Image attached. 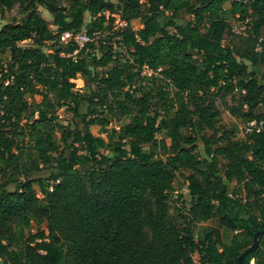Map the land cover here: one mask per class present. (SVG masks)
<instances>
[{
  "label": "trees",
  "instance_id": "1",
  "mask_svg": "<svg viewBox=\"0 0 264 264\" xmlns=\"http://www.w3.org/2000/svg\"><path fill=\"white\" fill-rule=\"evenodd\" d=\"M65 1L0 0L3 11L19 6L0 29V264H238L264 229V0ZM227 2L249 25L251 48L223 45L236 33L223 16ZM86 11L90 34L121 11L124 53H114L111 34L82 47L60 42L64 31H81ZM26 40L33 45L21 46ZM159 69L173 98L147 84V71ZM234 92L230 113L261 129L243 139L231 131L199 158L197 134L215 130L216 99ZM35 94L41 102L30 103ZM60 107L72 114L63 129ZM115 117L129 122L111 128ZM221 158L226 179L241 186L220 179ZM47 166V176L35 175ZM178 171L194 202L176 219L169 200ZM198 220L215 223L203 240ZM222 228L235 232L229 243ZM243 262L264 264V235Z\"/></svg>",
  "mask_w": 264,
  "mask_h": 264
},
{
  "label": "rangeland",
  "instance_id": "2",
  "mask_svg": "<svg viewBox=\"0 0 264 264\" xmlns=\"http://www.w3.org/2000/svg\"><path fill=\"white\" fill-rule=\"evenodd\" d=\"M110 1L114 2L115 4H118L120 2V0H110ZM61 4L66 5V1L61 0ZM224 8L225 9L223 12V16L226 19L231 21L236 33L233 35L230 41L229 40L223 41V45L230 43L232 45L239 47L240 49L251 48L253 46V43L245 40L248 38V35H249L247 31V30H250L249 25L247 26L246 23L238 20L237 18L238 16L234 17L232 15L231 2H227ZM39 10L44 16V18H46L49 22H51L52 17L50 13L48 12L47 8L44 5H40ZM18 12H19L18 5H15L9 11L8 10L3 11V9L0 8V29L6 23L7 19L17 15ZM84 18H85V25L82 27L81 31H87L89 26L91 25L90 24V21L92 19L91 13L89 11H86L84 13ZM182 18L184 20H190L191 16L189 14H182ZM107 25H108V22H105V26ZM98 30L99 29H97L96 31ZM108 31H109L108 28L103 30L104 35L102 38H105L107 36V34L109 33ZM263 32H264V29H263ZM20 45L30 46V45H33V41L26 40V41H23ZM42 48L47 51L54 49L52 46H48V45H44V46L42 45ZM8 54L5 56L6 58L9 56ZM196 57L199 58V55H196ZM238 59L241 62H245L248 64L250 63V61L247 60L246 58L238 56ZM144 74L145 73L141 74V77L144 76ZM146 81H147V84L150 85V87H154V89L156 90L160 87L164 88V90L169 93L168 95L169 98H173L175 96L176 89L171 85V81L165 75L163 69H159L156 72H152V73L147 72ZM26 98L30 103H33V102L39 103L42 100V95L40 94L28 95L26 96ZM238 99H239V92H234L232 94H229L226 97L225 101L222 100L221 98L216 99L217 107L221 111L220 120L217 126L215 127V130L214 129H204V130H200L199 134H197L198 142H197L196 152L199 158L201 159L204 158V156L206 155V149L208 147L210 146L216 147L220 144H224L225 136L229 134V132L231 131H234L233 139L246 138L252 132V131L247 132V129H246L247 123L245 120L237 118L236 116L232 115L229 111V107L232 106L233 104H237ZM154 108L157 111L162 112V113L164 111L162 109L163 107L161 106H154ZM263 109L264 108H261L259 110L257 109V112ZM57 114L59 116V122L63 125L62 129L67 128L72 124V114L67 112L66 107L57 108ZM110 120L111 122H110L109 127L111 128L114 127L117 129H119L123 124L129 122V119L127 117H115V118H111ZM90 129L93 133H97L100 129V125H92ZM184 132L186 134H190L191 130L186 129ZM208 139L211 140L210 143H207ZM27 140H28L27 138L24 140L25 144H27ZM226 163L227 161L225 159H222V158L220 159V162H219L220 171L218 173V176L227 185L228 189L232 190L234 186L236 185L241 186V184H237L235 181L230 182L228 181V179H226L225 174H224V167ZM0 165L1 166L6 165L4 160L1 158V156H0ZM40 166L42 167L43 164L41 163ZM50 170H51V167L47 166V167H44L42 171L35 173V175L47 176ZM185 174H186L185 171L176 172V176L172 184V192L170 194V200H169L170 213L176 219L188 216V210L194 202L193 197L189 192L188 181L185 178ZM34 187L38 191L39 196L43 197L42 193L39 190V185L36 184ZM180 195H182L181 198H180ZM240 196L242 197L247 196V191L244 188L240 191ZM214 225L215 223L212 222L211 220L195 221L193 227H194L196 239L203 240L206 235L207 230ZM35 231L36 229L31 228L32 233ZM221 232L223 235V239L226 243H229L231 238L235 234V232H233L232 230L226 229V228H222ZM194 258L196 261L199 259L197 254H194Z\"/></svg>",
  "mask_w": 264,
  "mask_h": 264
},
{
  "label": "built area",
  "instance_id": "3",
  "mask_svg": "<svg viewBox=\"0 0 264 264\" xmlns=\"http://www.w3.org/2000/svg\"><path fill=\"white\" fill-rule=\"evenodd\" d=\"M106 16L107 17L109 16V12H106ZM112 16L114 20L112 23L108 21V26H110V28L108 27L109 29L108 34L112 35L114 53L116 54L117 50L124 53L126 50L122 45L121 33L128 26V22L125 18L122 17L121 11L114 13ZM103 35H104L103 30L95 31L93 32V34L88 33V31H79V32L64 31L60 36V42L66 44L70 41H75L80 47H82L89 42L97 43L103 37ZM256 49L260 50L261 49L260 45H258ZM76 52L77 50L75 51V53ZM62 55L65 56V53H62ZM147 72L152 73L153 71L149 70ZM261 125L262 123L258 125L256 120H251L246 125L247 132L254 131V129H257V131H259L261 129Z\"/></svg>",
  "mask_w": 264,
  "mask_h": 264
},
{
  "label": "water",
  "instance_id": "4",
  "mask_svg": "<svg viewBox=\"0 0 264 264\" xmlns=\"http://www.w3.org/2000/svg\"><path fill=\"white\" fill-rule=\"evenodd\" d=\"M263 235H264V229L259 230L255 233L253 244L239 256L238 264H244L243 261L245 256L257 249L260 239Z\"/></svg>",
  "mask_w": 264,
  "mask_h": 264
}]
</instances>
